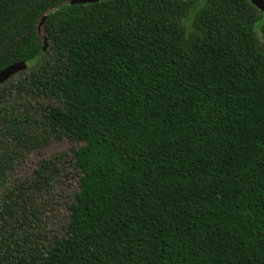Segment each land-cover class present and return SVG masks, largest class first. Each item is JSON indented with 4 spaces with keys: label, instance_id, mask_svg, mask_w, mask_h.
<instances>
[{
    "label": "trees",
    "instance_id": "obj_1",
    "mask_svg": "<svg viewBox=\"0 0 264 264\" xmlns=\"http://www.w3.org/2000/svg\"><path fill=\"white\" fill-rule=\"evenodd\" d=\"M20 61L0 84V264H264V10L0 0V70ZM63 138L82 144L11 178Z\"/></svg>",
    "mask_w": 264,
    "mask_h": 264
},
{
    "label": "rangeland",
    "instance_id": "obj_2",
    "mask_svg": "<svg viewBox=\"0 0 264 264\" xmlns=\"http://www.w3.org/2000/svg\"><path fill=\"white\" fill-rule=\"evenodd\" d=\"M199 3L203 0H198ZM82 144L80 141L63 138L54 141L45 147L31 151L25 155L22 162L11 172L12 179H22L29 175L40 160L53 155L55 152L69 151ZM11 182V180H10ZM78 188L76 173L70 168L69 171L62 173L61 178L53 189L54 196H50L42 209L41 220L38 222L46 233L58 232L63 230L67 217L66 203L72 198L73 193Z\"/></svg>",
    "mask_w": 264,
    "mask_h": 264
},
{
    "label": "water",
    "instance_id": "obj_3",
    "mask_svg": "<svg viewBox=\"0 0 264 264\" xmlns=\"http://www.w3.org/2000/svg\"><path fill=\"white\" fill-rule=\"evenodd\" d=\"M96 0H68L69 4L74 3H87V2H94ZM255 6L259 7L260 9L264 10V0H250ZM45 16H43L38 24V29H40V26L44 20ZM47 48V40L42 41L41 46V53H44ZM27 67V63L25 61L15 62L11 65H8L7 67L0 70V84L8 79L11 75H14L18 71L24 69Z\"/></svg>",
    "mask_w": 264,
    "mask_h": 264
}]
</instances>
